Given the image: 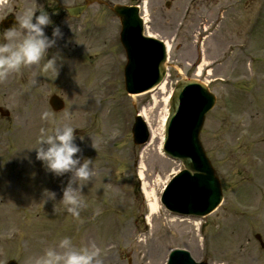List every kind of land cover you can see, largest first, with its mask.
I'll list each match as a JSON object with an SVG mask.
<instances>
[{
  "label": "rangeland",
  "instance_id": "374dc122",
  "mask_svg": "<svg viewBox=\"0 0 264 264\" xmlns=\"http://www.w3.org/2000/svg\"><path fill=\"white\" fill-rule=\"evenodd\" d=\"M86 1L0 0V41L4 20L41 6L64 33L48 50L49 58L62 57L57 71L43 70L45 57L0 81V108L10 112L0 115V264H29L64 237L77 247H101L105 264H167L175 249L187 250L199 263L264 264L256 239L260 235L264 244V0H148L146 31L171 43L167 88L138 96L125 92L121 27L111 12L113 6L136 3L100 0L105 4L93 3L80 19L68 16L67 8ZM45 31L51 36L52 27ZM205 60L208 66L197 77ZM182 80L204 83L217 98L200 139L220 178L223 201L200 220L174 216L160 204L161 214L150 223L147 190L155 189L160 199L183 167L165 156L170 166L156 168L146 153L140 178V157L149 143L136 146L132 130L137 114L152 108L154 98L161 100L153 114L158 120L162 101ZM54 95L64 102L61 112L50 106ZM57 123L78 128L76 142L95 163L79 219L59 203L67 174L46 173L35 150H28L41 129ZM45 188L56 192L55 201L44 200ZM146 236L148 247L140 243Z\"/></svg>",
  "mask_w": 264,
  "mask_h": 264
},
{
  "label": "clouds",
  "instance_id": "9594fccd",
  "mask_svg": "<svg viewBox=\"0 0 264 264\" xmlns=\"http://www.w3.org/2000/svg\"><path fill=\"white\" fill-rule=\"evenodd\" d=\"M16 20L17 25L5 29L0 41V81L26 67L40 65L45 57L43 70L57 71V61L62 57L57 53L49 58L48 50L64 39V33L49 12L43 6L28 8L16 16ZM49 26L52 27L51 36L45 31ZM76 129L70 124L58 123L50 130L41 129L35 146L28 150H35L36 160L41 162L46 173L57 178L67 174L66 184L61 181L62 198L59 203L73 218L79 219L82 209L87 207L83 190L96 172L94 160L84 156L81 145L76 142ZM84 139V136L79 137L81 142ZM91 146L97 150L94 142ZM25 159L32 163L30 157ZM42 195L45 201H55L57 194L45 188ZM104 255V249L96 244L77 247L71 238L64 237L55 247H49L42 255L31 258L29 264H105Z\"/></svg>",
  "mask_w": 264,
  "mask_h": 264
},
{
  "label": "water",
  "instance_id": "95a60500",
  "mask_svg": "<svg viewBox=\"0 0 264 264\" xmlns=\"http://www.w3.org/2000/svg\"><path fill=\"white\" fill-rule=\"evenodd\" d=\"M84 9L85 7H77L69 12L79 15ZM115 12L122 18H129L125 22L127 32L124 40L129 57L126 68L127 91L132 94L142 93L163 79L164 50L159 44L140 37L141 27L137 10L126 11L116 7ZM134 25L135 31L132 32ZM6 27H13V24L8 23ZM51 104L57 111L63 108V103L57 97L52 98ZM214 104L215 99L205 86L196 82L180 83L174 99L167 153L181 158L187 166V171L174 180L165 196L166 205L174 211L190 213L195 210L205 215L213 211L221 201L219 181L199 143L205 117ZM1 113L8 115L4 109H1ZM137 127L136 139L144 142L143 127L141 124ZM171 264L195 263L186 252L179 251L173 253Z\"/></svg>",
  "mask_w": 264,
  "mask_h": 264
},
{
  "label": "bare ground",
  "instance_id": "6f19581e",
  "mask_svg": "<svg viewBox=\"0 0 264 264\" xmlns=\"http://www.w3.org/2000/svg\"><path fill=\"white\" fill-rule=\"evenodd\" d=\"M147 4V3H146ZM145 13L148 14V7L147 5H145ZM147 20V18L145 19V21ZM171 48V43H167V50H170ZM208 66V63L205 61H203L202 65L199 67L198 69V73H197V77H199L204 68ZM167 86V82L165 81L163 84H161L156 90L160 91L162 94L165 93L166 87ZM169 96H167L162 102L165 103V109L163 110V114L162 116L158 117V120H154V116L153 114L155 113V111L158 109L161 100L158 101L157 98H154V106L152 108H145L144 110H142L141 112V116L142 118L147 122V124L150 127L151 130V140L149 142V144L145 147L144 151L141 154L140 157V163H139V170H140V178H144L145 176V171H146V165H145V155L146 153H148L150 160L154 163L153 166L156 168H161V169H165L167 166H170V163L164 159V151H163V142H164V135H165V123H166V119H167V114H168V100ZM156 122V124H155ZM23 127L25 128L26 125L24 124ZM156 140L159 141L157 150H158V156L155 155L154 151H153V146H155L156 144ZM177 168L180 167V165L178 163H174ZM7 186V182L5 184V187ZM147 189V186H146ZM148 192H146V198H147V202H148V207H149V216H147V220L148 222H152L154 217H156L157 215L161 214V207L159 205V201H158V197L155 194V189L152 190H147ZM3 193V192H2ZM150 237H145L143 238V240L140 242L142 245L143 244H147L148 247V243L147 240ZM139 244V243H137ZM139 244V245H141ZM151 244V243H150ZM146 256H150V253L147 252ZM146 256L142 257L140 262L142 261V263H145V259ZM147 260V259H146ZM147 264H151V262L148 260Z\"/></svg>",
  "mask_w": 264,
  "mask_h": 264
}]
</instances>
